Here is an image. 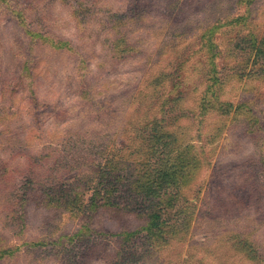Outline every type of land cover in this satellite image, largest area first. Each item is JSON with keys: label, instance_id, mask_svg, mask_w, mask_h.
<instances>
[{"label": "rangeland", "instance_id": "obj_1", "mask_svg": "<svg viewBox=\"0 0 264 264\" xmlns=\"http://www.w3.org/2000/svg\"><path fill=\"white\" fill-rule=\"evenodd\" d=\"M0 264H264V0H0Z\"/></svg>", "mask_w": 264, "mask_h": 264}, {"label": "trees", "instance_id": "obj_2", "mask_svg": "<svg viewBox=\"0 0 264 264\" xmlns=\"http://www.w3.org/2000/svg\"><path fill=\"white\" fill-rule=\"evenodd\" d=\"M152 226L155 227L157 224L155 223V218L152 219Z\"/></svg>", "mask_w": 264, "mask_h": 264}]
</instances>
